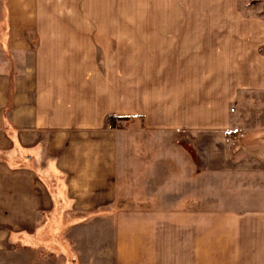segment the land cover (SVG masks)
<instances>
[{
	"label": "crops",
	"instance_id": "crops-1",
	"mask_svg": "<svg viewBox=\"0 0 264 264\" xmlns=\"http://www.w3.org/2000/svg\"><path fill=\"white\" fill-rule=\"evenodd\" d=\"M3 1L0 264L73 263L57 242L68 227L71 253L95 264H264L262 6ZM108 115L155 137L141 157L127 119Z\"/></svg>",
	"mask_w": 264,
	"mask_h": 264
},
{
	"label": "rangeland",
	"instance_id": "rangeland-1",
	"mask_svg": "<svg viewBox=\"0 0 264 264\" xmlns=\"http://www.w3.org/2000/svg\"><path fill=\"white\" fill-rule=\"evenodd\" d=\"M246 1L247 0H242V4H245ZM1 3L2 4H1V8H0V39L3 40V38H4L3 36L4 35L2 33L5 31L6 24H5V18H4V16H5V14H4V1L1 0ZM250 4H257V6L255 5L256 8L262 6V12H263L262 14H264V0H250ZM261 50L264 51V47H262ZM262 117H264V116L261 115L260 116V119H262ZM123 124H126L128 126V128H129V130L131 131L130 132V136L128 138L133 140V142L135 143V146H138V148H136L137 151L136 152L133 151V154H137L138 153L139 156L141 157L140 153H142V149L139 148L140 145L142 143H144V140L154 139L155 137H152L149 134L142 133L139 130L138 125H136L134 123L132 124V122L130 120H128V119ZM182 136L183 135H180V136L179 135H176L175 138L178 139V140H180V139H190L191 138V136L189 138L187 135L186 136H183V137ZM259 136H260V134H258V132L248 133V135H246V136L243 135V133H240V136L238 137V140L243 141V142H246L248 140H249V142H256V141H258ZM177 156H180V158L177 157ZM176 157H177L176 160H179L180 161V164H181L182 157H183L182 154L179 153L178 155H176ZM180 164H176L175 165V169H174V171L172 173L175 172V175L174 176L178 177V178H176L178 180H175V188H176V191H180L181 192L184 189V187H186V184H184V181L181 179V177H182L181 174H182V172L184 170H188V171L189 170H192V164H191L190 161H188L186 159H185V162H183V164H181V166H179ZM162 167H164V166H162ZM162 167L159 166V168H162ZM123 169H124V162H122V164L120 165V174L123 172ZM142 172H144V171L141 168H139V170L137 171V173H135V172L132 173V176H141V175L146 174V173H142ZM144 182H147V185L151 186V184H150L151 183V180H147V181H144ZM165 182H163V181L160 180L159 181L160 186L161 185H164ZM207 182H208V184H210V186H208V188H214V180L210 179V180H207ZM131 183L132 184L138 183L139 184V189L142 190L140 188L141 187V184L143 183L142 180H132ZM221 183H222V181H220V184ZM223 187L226 188L225 182H223ZM133 188L135 189V187H133ZM208 191H210V189ZM210 195H212V193H210ZM136 198H140L142 200H144L145 198L146 199H150L151 201L149 203H147V204H150V203H162V199L164 200V196H144V197H136ZM135 200L137 202V206H135V207H138L139 208V207H142L143 206L144 203H143L142 200H137V199H135ZM124 204H125V201H120L118 203L116 209L122 208L124 206ZM140 205H142V206H140ZM157 205H159V204H157ZM110 225H112L111 224V221L110 220H105L104 226H102L103 228H97L96 229V231L100 235V239H102V241H101V244L100 243H95L94 244L95 247H98L100 245L101 246H105V245L108 244V242L110 241L109 240V237H110L109 236V230H110L109 229V226ZM70 229H71V227L70 228L69 227L68 228H65L64 231L61 233L62 236L59 234L58 235L59 236V240H57V242L61 240V243H62L61 246L63 247L62 250H63V252L65 251L64 253L66 254V256H68V258L69 257H73V256L76 257L75 260L73 261V263H70V261L69 262L65 261V262L67 264H95L94 260H92V258L90 257V254L89 253H82L81 254V259L78 258V254L75 253L76 251L71 253V249H73V247H72V241L66 235L67 233H69V230ZM79 230H84V229L80 228L77 231L79 232ZM80 234H81V237L84 236L83 235V231H81ZM97 239H98V237L96 236L95 237V240H97ZM78 246H80V245H78ZM91 246L92 245H90L88 247H91ZM54 247H55V245L52 246V248H54ZM65 260H68V259L65 258ZM46 262H47V264H59V261L56 258L55 259L48 258Z\"/></svg>",
	"mask_w": 264,
	"mask_h": 264
},
{
	"label": "trees",
	"instance_id": "trees-1",
	"mask_svg": "<svg viewBox=\"0 0 264 264\" xmlns=\"http://www.w3.org/2000/svg\"><path fill=\"white\" fill-rule=\"evenodd\" d=\"M131 117H132L131 115L130 116L129 115H108L107 116V123H108V126L114 127L117 120L129 119ZM140 118H143L142 115H140Z\"/></svg>",
	"mask_w": 264,
	"mask_h": 264
}]
</instances>
